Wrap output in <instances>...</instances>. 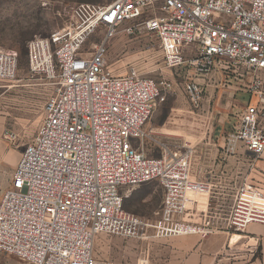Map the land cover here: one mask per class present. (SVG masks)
I'll list each match as a JSON object with an SVG mask.
<instances>
[{"label": "built area", "instance_id": "built-area-1", "mask_svg": "<svg viewBox=\"0 0 264 264\" xmlns=\"http://www.w3.org/2000/svg\"><path fill=\"white\" fill-rule=\"evenodd\" d=\"M121 31L145 33L158 43L166 68L188 63L194 73L248 78V102L223 139L225 156L264 152V0H114L70 7L65 24L26 44L31 76L53 85L44 119L25 146L0 199V255L25 264H130L97 259L94 240L107 234L140 239L145 220L123 208L127 193L156 183L163 192L165 236L201 233L184 218L189 195L210 193V182L191 176L193 148L161 150L148 158L135 143L158 100L173 89L135 72L108 68V42ZM103 35L91 49L87 41ZM15 51L0 50V83L16 78ZM193 108L202 90L182 85ZM189 194V195H188ZM264 192L238 186L226 221L229 231L264 225ZM180 214L181 219L174 215ZM156 228V227H155ZM213 232V231H210Z\"/></svg>", "mask_w": 264, "mask_h": 264}, {"label": "rangeland", "instance_id": "rangeland-1", "mask_svg": "<svg viewBox=\"0 0 264 264\" xmlns=\"http://www.w3.org/2000/svg\"><path fill=\"white\" fill-rule=\"evenodd\" d=\"M114 0H0V50L15 51L18 57L16 78L10 83H0V199L8 187L15 164L21 152L35 137L44 119V104L53 91V85L42 77L31 76L27 67L26 44L35 37H46L62 27L69 18V9L81 3L105 4ZM103 30L92 36L85 49L98 43ZM108 68L116 74L135 72L140 77L155 82L167 81L173 89L158 100L145 123V137L135 143L148 158H158L164 147L176 152L186 148L217 150L227 130L239 117L240 105H245L249 95L243 93L248 78L234 81L228 75L200 77L188 63L177 69L165 67L157 41L148 34L127 36L121 29L108 42ZM195 80L202 90V102L193 108L188 102L182 85ZM234 95V96H233ZM239 103H237L236 101ZM221 149H219V152ZM240 157L229 168V181L212 185L204 209L215 217L223 230L233 205L242 177L243 165L254 167L257 157ZM217 162H219L217 160ZM219 164H227L220 161ZM228 165V164H227ZM257 171V170H256ZM252 183L255 178H252ZM253 185V184H252ZM195 194L189 199L195 204ZM194 195V196H193ZM163 192L156 183H147L127 193L124 210L145 220L148 228L140 239H123L107 234L98 235L93 244L97 259L130 264H181L190 235L165 236L156 232L163 222ZM264 207V204H263ZM190 222L200 217L199 211L188 212ZM191 216V217H190ZM181 219L180 214L174 215ZM185 219L186 216L184 217ZM197 222V221H196ZM156 227V228H155ZM235 234V232H230ZM0 264H25L17 259L0 255Z\"/></svg>", "mask_w": 264, "mask_h": 264}, {"label": "crops", "instance_id": "crops-1", "mask_svg": "<svg viewBox=\"0 0 264 264\" xmlns=\"http://www.w3.org/2000/svg\"><path fill=\"white\" fill-rule=\"evenodd\" d=\"M217 74L223 75L219 72L214 75ZM239 105L241 108L239 109L240 113L244 105ZM231 126L227 132L231 130ZM218 143L220 144L218 148L222 149L223 141L219 140ZM219 149H211L209 150L210 153H207L204 149L196 150L191 162V176L193 179L210 182L211 185H221L232 179V177L229 178L228 176L230 172L229 168L236 160L239 161V158H235L236 155L225 156L222 150L219 152ZM239 152L237 153L238 157L241 156ZM250 154L249 152L243 151V155L254 157ZM220 161H226L228 165L219 164ZM254 167L257 171H253L257 172L258 175L252 172L249 164L243 165L239 186L244 183L253 184L264 192V152L256 158ZM252 178H255L253 183L251 181ZM207 196L208 193H197L193 198L199 205L192 201L189 203L190 208L188 212L196 210L200 212V217L195 220V224L201 226L202 232L189 234L191 237L190 240L193 243L186 246L185 255L181 260V264H264V225L251 224L242 233L231 234V231H224L223 225L221 226L216 222L215 217L208 214L204 209ZM187 213L185 216L189 218ZM186 220L190 221L191 219Z\"/></svg>", "mask_w": 264, "mask_h": 264}, {"label": "water", "instance_id": "water-1", "mask_svg": "<svg viewBox=\"0 0 264 264\" xmlns=\"http://www.w3.org/2000/svg\"><path fill=\"white\" fill-rule=\"evenodd\" d=\"M250 155H253V154H250ZM254 156V155H253Z\"/></svg>", "mask_w": 264, "mask_h": 264}]
</instances>
